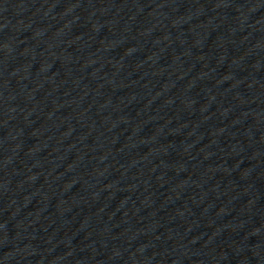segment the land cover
<instances>
[{
  "label": "water",
  "instance_id": "95a60500",
  "mask_svg": "<svg viewBox=\"0 0 264 264\" xmlns=\"http://www.w3.org/2000/svg\"><path fill=\"white\" fill-rule=\"evenodd\" d=\"M0 264H264V0H0Z\"/></svg>",
  "mask_w": 264,
  "mask_h": 264
}]
</instances>
